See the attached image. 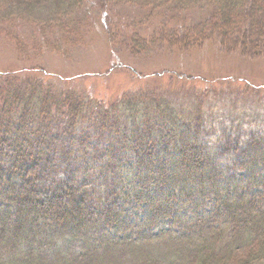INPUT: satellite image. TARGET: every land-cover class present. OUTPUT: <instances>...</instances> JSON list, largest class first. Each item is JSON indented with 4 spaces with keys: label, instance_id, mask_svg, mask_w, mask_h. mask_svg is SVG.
<instances>
[{
    "label": "trees",
    "instance_id": "1",
    "mask_svg": "<svg viewBox=\"0 0 264 264\" xmlns=\"http://www.w3.org/2000/svg\"><path fill=\"white\" fill-rule=\"evenodd\" d=\"M85 1L0 0V23L49 13L55 24L44 25L57 28L61 17L71 20ZM116 1L142 10L129 32L133 50H148L159 33L165 34L162 43L177 48L216 42L224 50L264 56V0ZM193 8L203 15L180 26L181 32L167 29L166 22L154 35V26L147 27L155 11L173 20L175 11ZM0 78V264H113L123 255L135 264H264V210L254 213L255 193L243 189L264 185V177L248 164L241 185L234 176H221L209 165L198 117L181 115L163 96L139 97L131 90L111 103L56 90L32 75L22 81ZM85 122L118 137L109 136L97 153L81 154L73 142L80 133L86 136L79 133ZM260 140L264 144V137ZM74 155L87 178L92 167L87 161L99 159L104 189L96 194L78 185L65 168ZM64 170L66 177L58 179ZM183 198L209 201L213 217L241 209L236 233L226 241L223 229L205 227L206 211L181 217L188 220L183 226H192L184 229L190 232L173 230L169 222L179 217ZM135 204L143 207L142 217L130 219L126 211ZM159 223L163 226L151 231ZM244 242L253 252L235 263L239 250L246 252Z\"/></svg>",
    "mask_w": 264,
    "mask_h": 264
},
{
    "label": "rangeland",
    "instance_id": "2",
    "mask_svg": "<svg viewBox=\"0 0 264 264\" xmlns=\"http://www.w3.org/2000/svg\"><path fill=\"white\" fill-rule=\"evenodd\" d=\"M195 9L190 12L175 11L171 15L173 20L165 17L161 10L155 11V20L147 27L154 26L151 33L154 35L166 22L164 25L167 29L173 27L174 31L181 32L180 26L189 24L191 20L197 23L203 15V12ZM141 13L142 10L119 4L116 0H86L71 20L61 17L56 23L57 28L44 25L50 22L55 24L49 13L36 16L34 21L1 22L0 77L6 79L10 76L11 80L22 81L26 75H32L33 80L39 79L41 84L55 86L56 90L95 99L104 98L111 103L116 101L117 96L131 90L139 97L163 96L181 115L199 118L195 119L200 125V141L210 153L209 165L220 169L221 176H234L241 185L247 177L248 164L251 171H256L263 178L264 152L258 155L257 151H264V144L260 140L264 137V56L258 59L246 56L242 50H224L216 42L177 48L162 43L161 37L165 34L159 36V33L148 50H133V47L130 48L129 32L133 26L136 27L135 18ZM144 29L143 33L149 35ZM49 42L53 44L52 47L48 46ZM0 82L3 85L1 78ZM8 86L11 85L7 84L6 88ZM83 131L86 136L80 133ZM79 133L73 144L74 150L81 154L83 151L97 153L109 136L113 139L118 137L114 132L92 126L90 122H85ZM90 160L87 161L92 166L89 178L86 168L80 167L83 164L76 155L65 164V168L76 175L74 180L78 185L94 189L97 194L98 189L105 186L99 179V159ZM59 176L58 179L65 178L66 171L59 173ZM58 179H53V184ZM246 188L255 193L254 213L264 210V185L243 186V189ZM206 196L212 198L211 195ZM206 203L209 201L199 204L189 198L180 199L179 214H176L179 217L172 219L169 226L175 231L179 230L180 234L188 233L190 231L184 229H192V226H183L188 220L181 217L190 218L198 211L201 214L206 211L205 227L223 229L228 241L236 233L241 209L221 211L217 217H213L215 214L211 216ZM127 209L128 218L142 217L143 207L140 204ZM162 226L156 224L151 231L155 232ZM256 240L253 238L251 242ZM246 245L245 242L242 244L246 252L240 249L235 263L253 252ZM68 256L73 257V252ZM112 263L135 264L126 255Z\"/></svg>",
    "mask_w": 264,
    "mask_h": 264
}]
</instances>
